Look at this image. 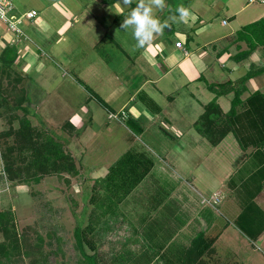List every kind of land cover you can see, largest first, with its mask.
<instances>
[{
  "label": "crops",
  "instance_id": "0c3cea01",
  "mask_svg": "<svg viewBox=\"0 0 264 264\" xmlns=\"http://www.w3.org/2000/svg\"><path fill=\"white\" fill-rule=\"evenodd\" d=\"M177 3L168 11V16L155 10L161 21L167 16L170 27L151 43L135 52L127 48L129 42H123V48L119 44L130 60L119 62L115 68L113 61L103 60L109 54L102 52L105 49L99 46L103 39L110 38V42H114L113 23L117 18L122 24L131 8L136 6L135 0L131 5H126L124 0H51L43 5L42 0H38L35 4L41 11H37L35 18L24 20L28 32H24L21 47L17 51L13 49L16 56L8 63L19 72L22 84L18 89L27 87L30 93V100L27 99L23 106L28 109L34 106L36 112L45 101H31V94L36 96L31 83L35 80L44 86L54 81L57 90L63 85L79 87L78 83L74 84L79 80L106 84L104 98L97 87L89 94L84 89L87 96H99L103 103L98 99L96 105L90 106L91 97L85 100L82 95L74 103L70 102L67 111L70 115L63 122L80 139L86 137V145L100 133L93 132L96 126H103L108 133V145L113 142L124 146L121 155L132 150L153 161L149 172L116 206L117 212L111 216H120L122 224L127 223L131 232L115 240L122 242L123 249L142 251L148 256L154 250L151 255L154 257L167 251L171 264H183L186 257H189L188 264H264V220L252 237L230 222L243 209L239 198L238 205L233 204L237 195L244 199L250 189H258L253 201L264 213V179L258 171L261 162L255 158L253 148L244 151L239 145L238 149L237 146L232 149L230 161L226 159L218 145L230 133L217 145H212L213 153L205 158L198 150L208 139L195 127L213 99L223 113L229 109L235 93L239 92L241 99L256 90L264 94V45L259 44L246 57L238 58L249 47L246 37L243 34L238 37V32L264 17V2L189 0L186 4L178 0ZM181 6L189 11L187 23L179 19L177 9ZM21 10L27 9L22 7ZM13 12L18 13L16 6ZM119 28L128 41L131 29ZM11 36L0 20V58L4 49L16 45ZM178 40L181 46L175 45ZM4 70L7 68H2ZM9 71L13 72L11 68ZM38 88L41 91V86ZM58 111L63 112L62 109ZM110 113L119 116L115 124L103 118H113ZM75 119L79 120L78 125ZM201 162L206 172L201 169ZM104 173V169L93 172L95 178H90H102ZM250 179L254 182L250 183ZM208 190H212L210 199L202 195ZM233 193H236L234 197ZM205 203L216 206L211 209L204 206ZM147 219L151 223L145 235ZM163 219L166 220L164 227H174L175 232L161 240L160 233L149 229L160 230ZM217 222L227 224L213 242L212 251L193 257L188 248L194 238ZM229 222L232 229H229ZM221 237L229 253L234 254L229 262L221 258L224 250L216 249ZM165 239L168 240L163 242ZM116 245L117 250L120 244Z\"/></svg>",
  "mask_w": 264,
  "mask_h": 264
},
{
  "label": "rangeland",
  "instance_id": "374dc122",
  "mask_svg": "<svg viewBox=\"0 0 264 264\" xmlns=\"http://www.w3.org/2000/svg\"><path fill=\"white\" fill-rule=\"evenodd\" d=\"M50 1L51 0H42L43 5L48 4ZM177 1L178 0H166L165 9L159 11L162 12L163 15L167 14L168 16V11L171 7L175 6V4H178ZM13 2L18 10L17 14L22 12V7H24V10H29L33 7L37 11H41L39 6L36 5L38 0H13ZM182 2L188 4L189 0H180V3ZM167 16L162 21L167 20ZM26 19L27 18H22L19 24L23 32H28V29L24 27L23 23ZM119 26H121V24L116 18L113 23V27L115 28L114 42H110V38L109 40L103 39L102 44L99 46L105 49L102 52L107 51L109 54V56H106L103 60L109 63L113 61L115 68H117L119 62L123 61L126 63L130 60L120 48V45L122 48L125 47L123 42L130 43V46H127V48L129 47L131 52L137 50L133 51L136 41L132 36V32L128 36L130 39L127 41L123 32H120ZM34 34L35 36L38 34L37 30L34 31ZM119 35L121 36L119 37ZM12 42L15 43L14 40ZM18 44L19 45L16 43L14 47L11 48V46H9L8 48L17 51V48H20L23 43L21 42ZM9 59L10 57L6 59L3 57L0 58V98L2 96L8 97L7 103H9L12 102L15 97L25 95L26 99L23 102L24 104L27 102V99L30 100V93H28L27 87L24 88L25 85L22 86L24 89H18L22 84L20 75L17 74L19 73L18 70L8 63ZM2 68H7V70L2 71ZM10 68L13 72H8ZM58 69L59 68H57V70ZM55 77L57 78V76ZM122 79L123 78H120L121 82L123 81ZM55 80L57 81V79ZM31 83L33 84L32 92L36 94V96L31 94V101L33 99L35 102L37 100L45 101L40 111L38 110V112H36L35 110H37V108L34 106L28 109L25 105V108L28 110V113L25 114L20 108H10V104H5L0 99V134L10 130L9 134H6L7 136L0 135V153H2V157L0 156V167L2 163L5 162L3 153L8 145L14 146L10 156L14 159L15 164L23 167L32 159L31 151L29 149L20 150L16 143L17 136L14 131L21 128L19 119L22 118L27 119L33 127H44V130L46 129V131H49L56 140L61 141L63 150L71 155L74 167L78 172L72 170L67 172L59 169H51L48 172H40V170L34 172V168L31 167L28 172L24 174L23 180L17 181L16 179L10 182L5 179L2 184H0V210H9L10 212L6 223L8 227L7 233L3 232V230L0 231V244H4L7 251V254H1L0 252V264H88L87 259H85L76 245L74 229L78 225L83 228H86L88 225L90 226L91 231L87 227L84 233L93 247L90 248L88 243H83L82 246L85 253L94 254L97 264H164V256H151L154 250L150 251L151 255L148 256L142 251H128L123 249L122 242L115 240H119V237L122 239L131 232L126 227L127 223H124V225L122 224L120 216H113L111 217L112 220H110L109 212H117L116 206H110V204H108L109 208L105 211L104 207H100L96 204L98 202L96 192L94 200L97 198V201L89 200V197L95 190L102 191V188L98 186L101 182V178L93 180L95 178V175L94 178L92 177L93 172L102 171L104 169L105 173L102 176H105L109 166L114 164L121 156L124 146L121 144H114L113 142L108 145L106 136L108 133L104 131L103 126H96L97 128H95L93 132L95 133L96 131L97 134L98 131H100V133L94 136L92 143H87L86 145L88 139L86 137H81L80 139V136L74 135L73 130H68L64 123L66 121L65 119L70 115V113L67 112L69 111L70 102L74 103L75 99L82 95H84L85 100H88L91 96H87L86 92H88V94L92 93L91 90L96 89V87L100 90V96L104 98L105 91L107 90L105 88L106 84L100 83L97 85L96 82L79 80L78 82H74L75 85L78 83L79 87H73V84L70 86L63 85L61 89L57 90V83L54 81L45 86L42 85L39 80H35ZM40 86L41 91L40 88H38ZM84 89L87 91L85 92ZM54 90L56 92L53 93L52 91ZM102 98L100 99L99 96L97 98L91 97L89 105H96L98 99L99 103H103ZM224 104L226 103L224 102ZM30 108H32V110ZM105 108L108 109L106 105ZM59 109H62L63 112L60 113L58 111ZM106 111L108 112V110ZM103 118L106 122H109V124H115V122H117L114 117L108 119L104 116ZM75 120L74 123L78 125L79 120ZM38 131L42 132V129L40 128ZM89 134L88 131L87 135ZM224 139L226 140H224L223 143L221 141L222 139L220 140L221 142L219 141L220 143L218 142V148L220 153L225 155L226 159L228 158L230 161L231 151L233 153L232 149L236 146L238 149L239 144L232 133ZM212 145L213 144H211L208 139L198 152L205 158L209 157L214 151ZM200 167L204 172L207 171L205 168L203 169V162H201ZM82 171H84V174L81 173ZM34 175H37L36 178L38 179L34 178ZM90 177L93 179L91 180ZM234 180L238 182V178L236 179V177H234ZM92 181H95V183ZM249 182L253 183L254 179H250ZM249 192H252V190L250 189L245 194L244 199L237 195L233 204L235 206L238 205L239 198L244 207L251 198ZM235 194L236 193H233L232 197H234ZM202 195L206 199H210L212 190L204 191ZM204 206H209V208L213 209L212 207L216 206V204L210 206L208 203H205ZM250 214L254 222L260 227L259 223L264 220V216H262L261 213L256 215L253 212L251 213V211ZM145 221L144 233L147 235V229L151 220L147 219ZM165 221V219L162 220V227L160 230L153 228L149 229L151 232L160 233L161 240L165 236L170 237L175 232L174 227H164V225H166L164 223ZM181 221L180 218L179 222ZM230 222L234 223V219ZM230 222L228 224L230 227L229 229H232ZM140 230L141 228H138L137 232H140ZM13 232L17 235L18 247L14 245L12 241ZM104 233H107V237H104ZM166 240L168 239L163 240V242ZM117 242L120 246L116 250ZM216 247L217 250L219 249L222 252L224 250L223 253L225 254L221 255V258L226 259L228 262L231 261V258L234 259V254L233 252L229 253L230 251L229 248H227L224 237H221L219 241H217ZM108 248H111L110 251H108Z\"/></svg>",
  "mask_w": 264,
  "mask_h": 264
},
{
  "label": "trees",
  "instance_id": "16d2710c",
  "mask_svg": "<svg viewBox=\"0 0 264 264\" xmlns=\"http://www.w3.org/2000/svg\"><path fill=\"white\" fill-rule=\"evenodd\" d=\"M241 34L246 37L249 47L248 50L238 55V58L246 57L257 45H264V17L245 25L243 29L238 32V37L241 36ZM10 49L11 48H6L2 52L3 58L6 59L10 57L8 62L12 61L16 56V51ZM208 87L213 89V86L210 84H208ZM7 98L8 97L2 96L0 99L5 104H10V108H20L25 114L28 113V110L23 106V102L26 99L23 95L15 97L14 100L9 103H7ZM19 120L21 128L14 131L17 136V147H19L20 150L29 149L32 154V159L27 165L21 167L15 164L14 159L10 156L14 146H6V150L3 153L5 162L2 163V167H0V184H2L5 179L10 182L16 179L17 181L23 180L24 174H26L31 167L34 168V172L37 170H40V172H48L51 169L78 172L74 167L71 155L63 150L61 141L56 140L49 131H46V129L44 130V127H33L27 119L20 118ZM195 127L201 134L207 137L213 145L217 144L228 133H232L242 150L245 151L249 147L253 148L255 158L259 163L261 162L258 168L259 175H262L264 179V94L262 92L256 90L245 99L240 98L239 92L238 94L235 93L229 109L223 113L217 106L215 99H213L206 105L205 110L195 122ZM40 128L42 132L38 131ZM9 131L1 133L0 135H8ZM1 155L2 153H0V156ZM151 166L152 161L143 153L127 150L108 168L105 176L101 178V182L98 186L102 188V191L95 190L89 197V200H94L96 192L98 197V202L96 204L100 207H104L105 211L109 208L108 204H110V206H117L149 172ZM254 176L258 175L255 174ZM36 177L37 175H34V178ZM257 191L258 189L249 192L251 198L248 204H246L241 213L234 218L236 227L249 237L254 236L258 231L256 229L261 228L254 222L250 211L256 215L261 213V215L264 216L262 210H260L253 201V197ZM95 200L97 201V198ZM109 213L110 218L116 212ZM9 215V210H0V231L3 230L5 233H7L8 227L6 223ZM226 224V222H217L206 232L198 234L188 248L189 253H191L193 257L198 258L204 251H212L213 242L220 235ZM87 227L90 230V226L88 225L86 228ZM86 228L79 225L75 227L74 234L76 245L85 259H87L88 264H97L94 254L85 253L82 246L83 243H88L90 248L93 247L90 240L85 236L84 231ZM12 241L14 245L18 247V238L15 232L12 234ZM0 252L1 254H7L4 244H0ZM166 253L168 252L163 251L161 254L162 257L164 256L163 263L171 264L172 261ZM188 260L189 257H186L183 264H188Z\"/></svg>",
  "mask_w": 264,
  "mask_h": 264
},
{
  "label": "clouds",
  "instance_id": "9594fccd",
  "mask_svg": "<svg viewBox=\"0 0 264 264\" xmlns=\"http://www.w3.org/2000/svg\"><path fill=\"white\" fill-rule=\"evenodd\" d=\"M134 0H124L126 5L133 4ZM136 6L131 8L129 14L124 18L121 28L131 29L132 36L136 41L133 51L143 48L151 43L157 36L163 34V30L170 27L167 20L163 22L155 14V10L163 11L166 0H135ZM180 21L187 23L189 11L183 6L177 9Z\"/></svg>",
  "mask_w": 264,
  "mask_h": 264
},
{
  "label": "built area",
  "instance_id": "2783aa9c",
  "mask_svg": "<svg viewBox=\"0 0 264 264\" xmlns=\"http://www.w3.org/2000/svg\"><path fill=\"white\" fill-rule=\"evenodd\" d=\"M249 2H264V0H248ZM15 9V5L13 0H0V20H2L6 26L7 30L11 32L13 40L15 43H20L22 39H24V32L19 27V24L22 21V18H33L37 14V10L31 8L29 10L23 11L19 14H15L13 10ZM176 46H181L182 43L180 40L175 42ZM110 117L118 118V114L110 113ZM2 167V166H1ZM3 172V171H2ZM215 201L217 199L214 198ZM205 200H203L204 202Z\"/></svg>",
  "mask_w": 264,
  "mask_h": 264
}]
</instances>
